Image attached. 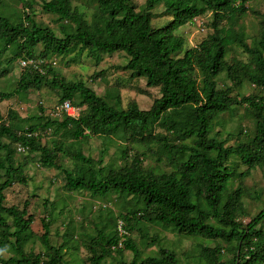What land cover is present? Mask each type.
<instances>
[{"label":"trees","instance_id":"1","mask_svg":"<svg viewBox=\"0 0 264 264\" xmlns=\"http://www.w3.org/2000/svg\"><path fill=\"white\" fill-rule=\"evenodd\" d=\"M15 1L19 11L0 8V80H6L15 61L31 63L21 67L11 88L0 90V101L46 89L55 94V105L46 114L39 104L22 121L11 110L5 117L0 115V248L8 246L12 252L6 259L0 257V264H69L64 256L80 248L86 264H106L112 254L121 259L124 252L131 259L119 264H191L181 263L159 246L154 254L141 258L131 234H139L142 225L213 243L211 248H197L195 264H264V231L258 227L264 206L248 223L239 220L242 182L251 171L264 167V99L234 94L242 84L264 91V12L248 44L238 23L247 12L246 0H144L139 9L133 0H39L40 11L54 17L59 37L34 20L33 0ZM77 3L93 9L89 20ZM157 5L169 21L156 28L151 21ZM206 13L208 33L195 47L185 48L175 32ZM229 19H233V36L225 30ZM236 46L246 62L227 57ZM82 52L94 64L101 55L123 54L126 62L121 70L128 72L129 79L143 81L145 88L157 89L158 97L147 110L138 109L134 101L121 107L118 95L98 96L80 81L65 80L47 61ZM220 77L229 86L217 85ZM65 101L80 109L77 118L55 115V107ZM238 106L254 121L252 135L239 140V130L237 141L225 146L217 133L210 136V132L216 119ZM91 137L119 143L116 167L103 165L104 150L95 161L81 153L78 143ZM16 153L24 154L21 160L16 161ZM31 156L41 168L61 174L64 192L139 200V209L116 217L109 214L126 233L119 248L116 231L107 236L96 229L86 239H77L70 221L60 243L52 245L46 217L40 218L42 232L37 237L30 230L33 218L27 202L21 208L4 205L6 190L26 184L24 169ZM59 157L67 158L71 169L59 165ZM146 158L156 165L164 159L169 170L143 167ZM138 236L139 242L147 238ZM30 239L39 243L41 252H25ZM156 242L155 237L148 238L144 247ZM219 243L232 246L230 258H224Z\"/></svg>","mask_w":264,"mask_h":264},{"label":"rangeland","instance_id":"2","mask_svg":"<svg viewBox=\"0 0 264 264\" xmlns=\"http://www.w3.org/2000/svg\"><path fill=\"white\" fill-rule=\"evenodd\" d=\"M39 0H33L31 14L37 23L51 29L56 36H61L58 32L54 17L44 14L40 11ZM136 9H139L144 0H133ZM78 10L82 12L86 20H89L93 11L92 8L74 4ZM244 6L247 12L238 20L243 32L246 36V43L250 44L251 39L257 32V26L264 12V0H246ZM0 8L3 11L16 12L20 10V5L15 0H0ZM152 26L162 27L169 21V17L163 14L161 5L154 7ZM209 14L206 13L198 19H194L191 23L180 27L175 35L181 37L185 48L195 47L208 33L207 24L209 22ZM233 19H229L225 23L226 34L233 36L231 32ZM67 30V26H65ZM68 31V30H67ZM40 49L37 47L36 52ZM180 55V54H179ZM227 57H235L246 62V55L239 47H231ZM47 61L53 64V68L58 74L67 81H80L93 90L98 96H115L118 95L121 107H124L129 101H134L140 110H147L153 99L158 97L157 89H147L144 82L138 79H129L128 72L121 70L126 62V57L121 53H113L111 55H101L99 61L94 64L86 52H82L76 56L75 53H69L66 57L57 58L51 56ZM20 62L15 61L11 66V71L6 80H0V90H8L15 82L21 66ZM217 85L224 84L229 86V82L223 78H217ZM234 94L240 96L258 95L264 99V91H257L247 84H242L239 89L234 90ZM41 104L46 114L51 111L55 105V94L42 89L38 92H29L27 95H19L7 101H0V115L6 116L8 111H14L20 121L35 112L37 105ZM253 119L242 106L233 108L231 113L221 115L215 120L210 136H215L225 142V146L233 145L237 140V132L240 130L242 135L238 138L244 140L251 137L253 130ZM245 135V136H244ZM48 137V136H46ZM50 138H43V142L49 143ZM78 148L84 156H88L94 161L102 154L103 165L116 167L119 164V143L114 139H105L91 137L78 143ZM24 154L16 153V161L22 159ZM59 165L65 169H71V162L64 157L58 158ZM163 163L155 164L153 159L146 158L143 162L145 166H159L166 171L169 167L162 159ZM242 169V167H240ZM26 176V184L24 186L12 185L4 193V205L16 206L21 208L23 202L28 203L27 213L33 218L30 230L35 236L41 234L40 218H47L49 225V240L52 245L60 243L59 236L64 229V225L71 222L75 228V237L77 239H86V235H91L96 229H101L107 236H111L116 231V222L111 221L109 214L116 217L118 213H124L125 210L139 209L141 203L130 197H121L115 195H107L103 199L92 198L85 192H64L62 189L63 181L59 172L52 169H44L37 165L35 157L28 158V164L24 169ZM233 185H235L233 183ZM242 188L244 196L242 198L243 214L239 220L246 224L256 213L264 206V167L251 171L249 177L243 180ZM44 203V205H43ZM44 206V207H43ZM82 227V228H80ZM264 231V219L258 226ZM139 234L145 235L147 238L139 242V234L133 232L131 238L137 249L141 252V258L154 254L156 247H162L174 253L181 262H189L195 264V256L197 248L202 245L208 248L213 247V243L203 242L198 239L184 238L175 234L169 229H163L154 225H142ZM155 237L157 242L152 246H145L148 238ZM142 243V244H140ZM224 258H230L232 246L219 243ZM25 252L32 251L34 254L41 252V246L35 239H30L25 244ZM12 255L8 246L0 248V257L6 259ZM69 264H86L85 252L82 248L75 254L69 253L64 256ZM131 255L124 252L121 259L112 254L106 261V264H119L129 262ZM194 261V262H193Z\"/></svg>","mask_w":264,"mask_h":264},{"label":"built area","instance_id":"3","mask_svg":"<svg viewBox=\"0 0 264 264\" xmlns=\"http://www.w3.org/2000/svg\"><path fill=\"white\" fill-rule=\"evenodd\" d=\"M28 63H31V61H27V62L20 61L19 64L21 67H24ZM54 113H55V115L58 113H62L68 117L75 119L79 116L80 109L73 107L68 101H65L61 105L55 107ZM18 150H20V149H18ZM116 232H117L118 236L120 237L118 242H117V248H119L121 246V242L123 240L122 237L124 235H126L125 231L122 229V224L120 221H118L116 223Z\"/></svg>","mask_w":264,"mask_h":264}]
</instances>
